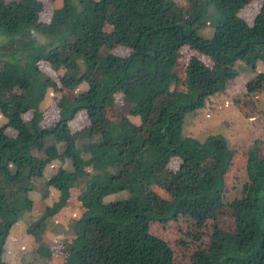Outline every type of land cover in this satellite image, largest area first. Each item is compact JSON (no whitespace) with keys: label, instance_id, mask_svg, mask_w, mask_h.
Listing matches in <instances>:
<instances>
[{"label":"trees","instance_id":"trees-1","mask_svg":"<svg viewBox=\"0 0 264 264\" xmlns=\"http://www.w3.org/2000/svg\"><path fill=\"white\" fill-rule=\"evenodd\" d=\"M60 1L54 25L42 28L48 36L59 33L52 53L62 69L57 84L33 64L41 58L28 52L17 58L14 80L0 75V114L13 131L9 136L0 129V264H6L1 252L9 228L32 207L33 179L57 157L70 169L60 166L42 181L44 192L52 188L58 197L27 226V234L73 195L84 216L74 223L78 233L74 245L65 247L63 264H172L168 247L160 242L157 249L149 246L150 223L193 214L216 220L218 198L233 167L223 138L208 136L199 142L170 132L179 114L210 95L201 83L205 71L195 59L188 60L184 89H169L177 53L187 45L206 57L213 88L222 89L236 77L237 62L253 66L262 59L264 0L250 24L238 15L249 0H184L187 8L175 0ZM210 7L211 34L205 37L196 29L205 24ZM39 14L37 2L9 9L1 20L2 34L8 41L18 33L26 38ZM118 48L126 55L110 53ZM81 84L83 90L69 95ZM50 88L60 94L58 120L42 127L39 107ZM115 96L122 106L111 126L107 112ZM77 110L85 114L87 125L71 132L65 115L72 117ZM26 113L30 118L23 120ZM48 136L60 143L61 152L45 145ZM258 159L248 151L241 182L229 183L238 193L230 215L232 234L223 241L203 231L205 247L196 252L200 264H264V161ZM86 168L88 178L79 191L75 185ZM119 194L125 196L106 198ZM113 231L123 239L115 241Z\"/></svg>","mask_w":264,"mask_h":264},{"label":"rangeland","instance_id":"rangeland-1","mask_svg":"<svg viewBox=\"0 0 264 264\" xmlns=\"http://www.w3.org/2000/svg\"><path fill=\"white\" fill-rule=\"evenodd\" d=\"M35 2L40 5L37 24H34L28 29L30 32L28 30L26 31V38H19L21 34L18 33L8 41L2 34L3 25L1 23L6 12L9 9L27 7ZM72 2L74 3V0ZM175 2L184 8L189 6L184 0H175ZM262 3L263 0H249L238 12L239 17L247 24H250L260 10ZM60 8V0L51 2L47 0H0V45L7 44L5 51H0V75L8 74V78L14 80L16 77L14 71L17 67H14L16 60L19 56L28 52L29 55H37L41 58L39 60H33V64L39 67L43 76L49 77L57 84V79L61 75L62 69L60 68L59 62L54 59L57 58V55L52 53L55 51L54 46L58 44L56 41L59 33L56 32L55 35L48 36L43 32L42 28H48L54 25L55 12ZM212 16L213 10L210 7L204 16L206 19L205 24L196 29L200 35L208 37L211 34L208 21L211 22L210 18ZM25 42H31L30 46L25 47ZM110 53L113 56L123 57L126 55V50L124 48L112 49ZM261 54L262 59L253 66H247L240 61L237 62L234 67L237 71L236 77L232 80H226L222 89L214 90L212 84H215V79L209 67L208 59L197 54L187 45H184L177 53L175 65L171 71L173 79L169 85V89L175 91H182L184 89L183 84L186 80L188 60L195 59L203 67L202 70L205 71L201 83L209 88L210 95L207 97L202 96L201 102L198 105L179 114L174 119L170 132L172 133L173 129L175 132L177 130L181 137L192 138L199 142L208 136H219L223 138L226 141L228 150L232 151L231 158L233 159V167L224 180V192L218 198L220 209L218 210L219 213L217 214L216 220H214L216 225H213L214 221L212 219V221L205 218L199 219L194 214L150 223L148 235L152 241L149 246L157 249V244L160 242L163 246L168 247L172 253V264H200V260L198 261L199 256L196 252L201 251L205 247L204 240L207 238H202L204 236V233L202 234L203 231L209 234V236L220 238L223 241L227 235L232 234V217L230 215L231 211L237 205L236 195L238 193L236 187L232 188L229 183H234V181H237V183L241 182L243 175L241 168L244 167L243 159L245 155L247 156L248 151H252V154H255L257 159L258 156L264 155V47ZM47 55L50 56L49 59L42 60ZM84 88V84L75 86L69 91V95H76ZM59 95V92L50 88L46 94V98L40 104L39 110L43 118L42 127L51 126L58 120V111L55 107V102L59 98ZM121 106L119 97L115 96L114 105L107 112V119L111 126L114 124L115 118L119 116L118 112ZM22 118L23 120H28L30 113L24 114ZM65 118H67L65 123L71 132H80L87 125L85 114L82 111L77 110L72 117L65 115ZM248 119L250 120L248 121ZM0 129L4 134L9 136L13 133L9 127L4 126V123L1 124ZM82 141L85 140L83 139ZM45 145H52L58 152H61L60 143L51 136L45 138ZM31 154L36 155V151L33 150ZM61 161L62 159L57 157L50 162V165L56 167ZM259 161L263 162L264 158ZM65 166L66 169H70L68 163ZM48 169L49 167L45 166L43 172ZM43 172L41 177L33 179V184L36 186V189L32 192L33 197H36L35 195H41L42 198V193H45L42 191L44 188L42 184L44 180ZM87 172L86 168L85 178L83 177V179L76 182L77 186L75 185V187L79 191H81L86 178H88ZM124 196L125 194H119L115 197L107 196L106 198L115 200L123 198ZM161 197L166 199L164 195H161ZM78 204V209L74 207L75 210L69 211L73 208L69 207L68 211H65L60 216L54 217L53 214L47 217H54L52 227H54V224L59 226L61 220L64 221L66 219L65 226L61 224V228L56 233L54 231L49 233L50 242L48 243L49 247L47 252H43L45 247L43 242H40L38 245L39 248L36 249L34 247L32 250H28L29 261L27 264H47L49 257L51 259L64 260L66 255L65 247H72L74 245V238L76 237V233H78L74 223L84 216V209L80 203ZM41 207L42 203L34 202V209L31 212L33 222H36L40 217L42 210L39 211V208L41 209ZM196 221L199 222L198 226ZM215 228L217 230L213 232ZM43 230V227L39 229L34 227V232L32 233L33 240L36 241L37 237L40 238ZM92 234L96 237V233L92 232ZM113 236L115 241L123 239V236L116 231H113Z\"/></svg>","mask_w":264,"mask_h":264},{"label":"crops","instance_id":"crops-1","mask_svg":"<svg viewBox=\"0 0 264 264\" xmlns=\"http://www.w3.org/2000/svg\"><path fill=\"white\" fill-rule=\"evenodd\" d=\"M28 32H30V30H28ZM49 91V90H48ZM45 93L44 98H46V94ZM43 98V100H44ZM43 102V101H42ZM41 102V103H42ZM5 124L6 123V119L1 116L0 114V126L1 124ZM68 163L66 161H61L56 167L53 165L47 164L46 166L49 167L48 170L43 172V178L45 180V178L47 179L50 175H52L60 166L64 167L66 169L65 164ZM78 188V187H77ZM36 189V187H35ZM44 191V189L42 190ZM33 192V191H32ZM32 192L29 194V197L32 201V207L28 212H24L23 214H21L18 219L16 220V222L9 228L6 238L3 242L2 245V252H1V260L3 262H5L6 264H27L29 261V255L27 254L28 250H32L34 249V247L37 249L39 248V244L40 242L44 243V248L45 251H48V243L49 241V233L54 231L55 233L59 230L60 225L62 224L63 226H65V220L59 223V226H56L54 224V227H52V221L54 220L55 216H60L62 215L65 211H68L69 207H73L71 210L69 211H73L76 209H78L79 204L75 201V199L73 198L74 196L72 195V200H69L56 214H54V217L52 218H46L44 220V224H43V232L40 236V240H33V236L27 234L26 232V228L27 226L33 222V218L31 216V212L34 209V202L36 201L37 203L40 202V204L42 203V207L41 209L39 208V211L42 210L44 207H49L52 205V203H54L57 200L58 197V192L52 188H49L45 191V193H42V198L41 195H35L36 197L32 196ZM41 198V199H40ZM75 207V208H74ZM64 208V209H63ZM63 209V210H62ZM40 212V215L41 213ZM23 220V221H21ZM56 223V222H55ZM62 226V228H63ZM64 229H66L64 227ZM55 241V239H53ZM47 244V245H45ZM22 261V263H21ZM47 264H63V261L60 259H51V257H49L47 259Z\"/></svg>","mask_w":264,"mask_h":264},{"label":"built area","instance_id":"built-area-1","mask_svg":"<svg viewBox=\"0 0 264 264\" xmlns=\"http://www.w3.org/2000/svg\"><path fill=\"white\" fill-rule=\"evenodd\" d=\"M250 119H248V121H249Z\"/></svg>","mask_w":264,"mask_h":264}]
</instances>
